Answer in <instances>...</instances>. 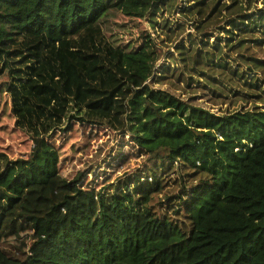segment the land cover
Segmentation results:
<instances>
[{
	"label": "trees",
	"instance_id": "16d2710c",
	"mask_svg": "<svg viewBox=\"0 0 264 264\" xmlns=\"http://www.w3.org/2000/svg\"><path fill=\"white\" fill-rule=\"evenodd\" d=\"M183 2L197 33L176 46L179 70L158 67L150 35L123 46L111 31L119 16L156 26ZM252 2L0 0L11 112L34 143L26 158L0 152V264H264V79L225 53L247 40L264 47V7L249 13ZM162 24L181 31L169 15ZM175 75L189 88L195 76L241 83L253 105L216 114L195 97L155 88ZM72 121L132 135L154 165L152 181L135 175L111 192L78 178L55 186L60 153L49 137ZM175 164L182 188L166 197L167 208L188 224L154 208ZM33 193L45 209L43 232L37 224L29 251L13 252L3 241L10 217Z\"/></svg>",
	"mask_w": 264,
	"mask_h": 264
},
{
	"label": "rangeland",
	"instance_id": "374dc122",
	"mask_svg": "<svg viewBox=\"0 0 264 264\" xmlns=\"http://www.w3.org/2000/svg\"><path fill=\"white\" fill-rule=\"evenodd\" d=\"M225 2L230 3V0H225ZM181 5H185V2L181 3L175 11L171 10L170 14L165 11L158 16L159 24L156 26L148 19L138 20L119 16L111 22V31L116 36L118 43L123 46H140L143 44L144 37L147 34L150 35L162 55L158 67L166 64L171 69L175 67L179 70L182 63L179 61L176 46H181L180 42L187 44L186 38L197 33L192 16L182 13ZM251 5L248 12L257 13L260 8L264 7V0H253ZM226 13L229 15L228 12ZM168 15L171 22L177 20L182 25L178 34H169L163 29L162 20ZM228 49L229 47L225 48V53L232 61L238 63L243 69L251 65L256 67L255 69H259V71H254L259 73L261 79H264V47L247 40L241 46ZM170 55L172 58L169 59ZM256 60L257 66L254 63ZM198 79L199 83H197ZM209 82L214 81L195 76L192 86L189 88L184 82H179L175 75L170 80L155 85V88L169 92H181L184 98L195 97L200 106L216 114L245 110L253 105V100L248 96L249 92L242 87L241 83L236 82L229 86L226 82H214L211 86ZM7 84L8 75L2 64L0 65V152L6 153L10 159L15 160L26 158L31 153L34 143L26 132L18 129L15 125L16 120L11 112ZM49 141L60 153V175L55 181V186L61 188L67 187L74 179L78 178L80 185L84 188L97 190L107 188L106 191L111 192L113 185L130 180L132 176L147 177L154 167L149 156L133 142L132 135L124 131H114L107 125H91L72 121L69 125L53 132ZM174 167L175 172H173ZM171 171L173 173L170 172L164 179L163 192L154 198V208L159 214H167L175 220L185 221L188 224L182 214L174 215L171 208H167L166 197L178 194L182 188L181 178H177L181 175L178 165L175 164L173 168L171 167ZM147 178L150 182L152 181L150 176ZM33 195L34 193L26 197L10 217L3 241L7 244L5 248L13 252L29 251L32 244L39 239L37 224L40 225V233L43 232L45 209L39 208ZM40 195L44 196L42 193ZM173 202L174 200H172ZM175 203L172 207H176Z\"/></svg>",
	"mask_w": 264,
	"mask_h": 264
}]
</instances>
